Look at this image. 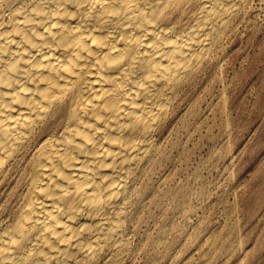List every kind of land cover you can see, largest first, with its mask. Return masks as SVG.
<instances>
[{
	"label": "bare ground",
	"instance_id": "bare-ground-1",
	"mask_svg": "<svg viewBox=\"0 0 264 264\" xmlns=\"http://www.w3.org/2000/svg\"><path fill=\"white\" fill-rule=\"evenodd\" d=\"M232 8L0 0V264H100L125 245L137 172Z\"/></svg>",
	"mask_w": 264,
	"mask_h": 264
},
{
	"label": "rangeland",
	"instance_id": "rangeland-1",
	"mask_svg": "<svg viewBox=\"0 0 264 264\" xmlns=\"http://www.w3.org/2000/svg\"><path fill=\"white\" fill-rule=\"evenodd\" d=\"M232 4L137 172L125 245L100 264H264V0Z\"/></svg>",
	"mask_w": 264,
	"mask_h": 264
}]
</instances>
